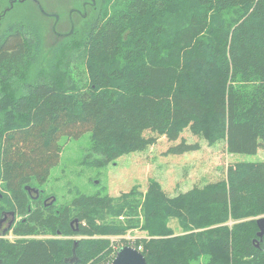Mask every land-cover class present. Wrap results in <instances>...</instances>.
Masks as SVG:
<instances>
[{"label": "trees", "instance_id": "1", "mask_svg": "<svg viewBox=\"0 0 264 264\" xmlns=\"http://www.w3.org/2000/svg\"><path fill=\"white\" fill-rule=\"evenodd\" d=\"M101 3L81 38L73 27L52 50L31 19L0 28V221L22 217L0 225V264H110L122 246L106 236L139 226V217L107 221L139 215L136 191L130 207L81 194L56 208L28 190L48 181L63 138L90 133L94 166L161 137L180 140L168 153L199 149L185 131L229 154L264 149V0ZM226 174L173 197L152 180L148 234L127 244L147 264H264L255 218L264 215V161L232 163ZM172 219L192 232L174 236Z\"/></svg>", "mask_w": 264, "mask_h": 264}, {"label": "rangeland", "instance_id": "2", "mask_svg": "<svg viewBox=\"0 0 264 264\" xmlns=\"http://www.w3.org/2000/svg\"><path fill=\"white\" fill-rule=\"evenodd\" d=\"M101 2L102 0H2L0 28H5L12 22L31 19L43 27L47 49L52 50L60 40L72 32L73 27L76 30L74 37L77 40L81 38L87 24L102 7ZM45 11L50 14L45 15L43 13ZM183 136L188 143H198L200 148L180 155L168 153L169 147L180 140L172 142L161 137L156 144L143 151L124 154L100 166L90 164L91 160L100 157L96 154L90 155L92 153L90 133L79 139L63 138L59 164L52 168L50 177L44 185L31 186L35 190L31 193L39 196L36 189L43 191L42 202L56 203V208L65 204L70 205L72 200L81 194L108 195L113 199L115 207L124 203H128L130 207L131 204H135L134 200L130 199L133 197L131 193L136 191L134 197L137 196L141 201L138 216L127 215L126 212L121 216L112 214L107 218L108 222L124 221L127 217L131 219L139 217L140 220L137 228L129 229L124 235L106 236L117 250L120 246L128 245V242L147 236V231L142 228L146 223L142 204L147 200L148 187L152 180H157L166 194L173 197L195 186L225 179L227 168L232 163L264 161V149L254 155L229 154L224 142L210 146L205 139L192 132L185 131ZM0 191L2 194L1 186ZM259 217L261 216L255 218ZM20 218L22 217L17 215L15 220ZM10 219L11 216H5L3 222L5 227ZM73 223L72 221V225ZM233 223L235 222L229 221L230 225ZM76 224L78 225V222ZM169 225L175 229L174 236L192 232L184 231L176 219L169 220ZM5 237L15 238L12 234ZM71 238L81 239L83 236L77 234L71 235Z\"/></svg>", "mask_w": 264, "mask_h": 264}, {"label": "water", "instance_id": "3", "mask_svg": "<svg viewBox=\"0 0 264 264\" xmlns=\"http://www.w3.org/2000/svg\"><path fill=\"white\" fill-rule=\"evenodd\" d=\"M31 189L33 188H28L29 191ZM8 213H11V215L13 216L12 220L8 224V227H11V225L15 221L16 214L14 211ZM4 220L5 216L0 221L1 226ZM75 221L78 222V219H76ZM256 221L259 228L257 235L259 239L262 240L264 237V216L259 217ZM110 264H147V260L144 254L135 246L124 245L117 251L115 258Z\"/></svg>", "mask_w": 264, "mask_h": 264}, {"label": "flooded vegetation", "instance_id": "4", "mask_svg": "<svg viewBox=\"0 0 264 264\" xmlns=\"http://www.w3.org/2000/svg\"><path fill=\"white\" fill-rule=\"evenodd\" d=\"M32 191H35V190L32 189ZM36 192H38V191H36ZM38 194H39V192H38ZM8 215L11 216V219H10V221H11L13 216L11 215V213H7V214H5V216H8ZM10 221H9V223H10ZM3 222H4V221H3ZM9 223H8V224H9Z\"/></svg>", "mask_w": 264, "mask_h": 264}]
</instances>
